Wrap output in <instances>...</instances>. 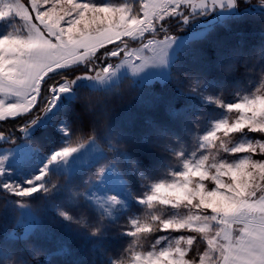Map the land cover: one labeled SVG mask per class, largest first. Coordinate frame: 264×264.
Wrapping results in <instances>:
<instances>
[{"label":"snow or ice","instance_id":"snow-or-ice-1","mask_svg":"<svg viewBox=\"0 0 264 264\" xmlns=\"http://www.w3.org/2000/svg\"><path fill=\"white\" fill-rule=\"evenodd\" d=\"M258 5L252 8L264 12V0ZM214 9L239 15L238 0H0V145H11L0 149V217L14 214L13 238L20 210L39 223L28 201L41 199L102 264H264V45L221 59L231 84L178 78L172 67L173 24L182 30ZM149 69L163 70L180 95L199 101L166 105L182 135L153 122L143 137L144 151L162 158L159 167L142 162L135 142L109 125L124 104L125 82L137 96L148 83L138 86L137 78ZM229 89L234 95L226 97ZM84 94L97 98L94 107ZM71 102L80 111L69 116ZM204 105L219 111L202 127ZM85 121L88 134L74 141ZM50 129L60 143L41 151L37 133ZM37 223L19 237L27 255L0 246V264L42 254L28 242ZM111 240L128 247L109 252Z\"/></svg>","mask_w":264,"mask_h":264},{"label":"trees","instance_id":"trees-1","mask_svg":"<svg viewBox=\"0 0 264 264\" xmlns=\"http://www.w3.org/2000/svg\"><path fill=\"white\" fill-rule=\"evenodd\" d=\"M121 2V0H118ZM23 2V0H22ZM253 2L257 0H238L237 16L235 13L228 17L218 20L208 26H190L185 25L182 30H179L173 24L172 34H181L192 27H205L204 34L200 37L190 39L182 47L177 50L175 61L172 65L173 70H184L189 72L188 76L198 78L202 76L206 80H216L231 84L235 79L233 76H228L220 68L219 63L222 58L228 57L234 50L242 52H250L254 48L264 45V12L252 8ZM132 47L138 45V41H132ZM244 84L247 81H243ZM139 86L140 83L137 82ZM258 86V83L257 85ZM124 94V104L121 105L110 117V127L121 134L125 139L135 142L132 151L145 164H152L156 167L162 166V158L155 153H146L141 146L143 137L150 133L153 122H161L179 135L183 134V130L179 122L171 120L166 112V105L170 101H175L176 106L191 101L199 104V101L192 97H184L180 95L174 85L170 81H153L146 83L139 90L137 96L131 93L125 87L122 89ZM219 95V90L215 93ZM234 95V92L229 89L225 96ZM80 111L79 102H71L67 107L69 116ZM219 111L213 105H204L202 115L204 119L200 122L204 127L208 117ZM10 124H5L4 127H9ZM85 131H76L73 135L75 141L81 135L86 136L87 122L84 123ZM36 138L41 142V151L50 149L60 143V138L54 130L41 135L37 133ZM185 145H189L191 137H183ZM56 181V177H53ZM140 186L137 185V188ZM57 201L63 199L62 196L55 197ZM4 200L0 196V206ZM32 209L38 215L40 221L35 225V231L29 237L30 243L38 248L42 254H48L43 264H102L103 257L92 248L91 244L84 240H78L62 225H58L56 220L58 216L54 210L49 207L47 201L41 199H33L28 201ZM71 214L79 215L78 209L69 208ZM135 216H142L143 210L134 211ZM14 223V214L11 210H5L3 217H0V246L8 249L13 253L23 252L27 255L26 244L23 239L17 235L13 238L9 231ZM124 224V220L120 221ZM145 250L151 247V241H143ZM67 244L70 251L66 254L61 253V249ZM128 247L127 240H111L108 248L109 252Z\"/></svg>","mask_w":264,"mask_h":264},{"label":"rangeland","instance_id":"rangeland-1","mask_svg":"<svg viewBox=\"0 0 264 264\" xmlns=\"http://www.w3.org/2000/svg\"><path fill=\"white\" fill-rule=\"evenodd\" d=\"M112 2H120L118 0H112ZM121 2H124V0H121ZM129 3L132 2V0H128ZM254 5L259 6L257 2H253ZM201 26V25H200ZM196 27V26H195ZM192 27L191 29H188L187 31H183L181 34L176 35L177 39L176 42L174 44V47L172 49V54L175 56L177 50H179L183 44H185L188 40L190 39H194L197 37H200L204 34L205 31V27ZM132 40L128 41V46L129 48H136L137 46L132 47L131 44ZM138 62V61H137ZM166 76V73L163 70H153V69H149L146 73H142L140 77L137 78V82L141 83V81H147L148 83H151L153 81H159V82H164L166 81L164 78ZM208 121L205 122L204 127L207 126ZM202 134V133H201ZM22 139V138H21ZM191 144V142H190ZM189 145H185V147L188 148L189 151H192L194 149H192ZM11 147V145L8 144H3L0 145V149L3 148H8ZM91 151V147L89 146L88 149H85V153L90 152ZM28 169H24L23 170V174L27 175ZM109 185L113 190H117V185H115L114 181L111 180V178H109ZM20 214H21V225H17L16 226V234L17 235H22L23 234V227H27L31 224H35L37 221V218L35 217V215L33 214V212L30 209H22L20 210ZM12 230V228H11ZM10 234V231H9ZM48 254H44V255H40L38 260H35L32 262V264H43L44 260L47 258Z\"/></svg>","mask_w":264,"mask_h":264},{"label":"clouds","instance_id":"clouds-1","mask_svg":"<svg viewBox=\"0 0 264 264\" xmlns=\"http://www.w3.org/2000/svg\"><path fill=\"white\" fill-rule=\"evenodd\" d=\"M241 70H243V65H241ZM188 74H190V73L187 72V71H184V70H182V69H180V70H176V71L174 72V75H176L178 78H183V77L187 76ZM197 77H198V78H203V79H205V78L202 77V76H197ZM84 100H85V102H86L88 105L93 106V107H94V106L96 105V103L98 102V100H97L96 97H89L87 94H84ZM89 132H91L90 129H89ZM13 255H14V254H13ZM39 256H40L39 254H38V255H35V256H32L31 259H29L28 264H32L33 261L38 260ZM4 264H14V262H11L10 260H5V261H4Z\"/></svg>","mask_w":264,"mask_h":264},{"label":"water","instance_id":"water-1","mask_svg":"<svg viewBox=\"0 0 264 264\" xmlns=\"http://www.w3.org/2000/svg\"><path fill=\"white\" fill-rule=\"evenodd\" d=\"M232 14H234V13L231 12L230 10L217 9L216 13L212 14L209 18H207V15L200 16V21H201L200 25L201 26L211 25V24L217 22L218 20H222V19H224V18H226V17H228L229 15H232Z\"/></svg>","mask_w":264,"mask_h":264},{"label":"flooded vegetation","instance_id":"flooded-vegetation-1","mask_svg":"<svg viewBox=\"0 0 264 264\" xmlns=\"http://www.w3.org/2000/svg\"><path fill=\"white\" fill-rule=\"evenodd\" d=\"M258 1V0H257ZM216 10L217 9H214V10H212L211 12H209L208 14H207V18H209L212 14H215L216 13ZM200 17H198L197 19H195V20H193V21H190L188 24H186V25H192V26H196V25H200Z\"/></svg>","mask_w":264,"mask_h":264}]
</instances>
